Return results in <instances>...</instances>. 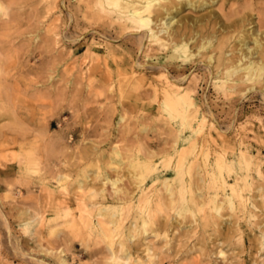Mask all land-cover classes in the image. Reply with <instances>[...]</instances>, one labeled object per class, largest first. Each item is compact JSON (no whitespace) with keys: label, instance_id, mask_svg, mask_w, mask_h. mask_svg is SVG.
I'll return each mask as SVG.
<instances>
[{"label":"rangeland","instance_id":"rangeland-1","mask_svg":"<svg viewBox=\"0 0 264 264\" xmlns=\"http://www.w3.org/2000/svg\"><path fill=\"white\" fill-rule=\"evenodd\" d=\"M5 3L14 17L1 31L10 76L0 115V264H264V85L228 95L207 67L211 53L216 68L219 40L230 60L241 57L244 27L218 24L215 52L182 75L203 108L200 126L199 117L166 112V68L143 66H166L164 57L146 54L117 24L85 18L78 0L50 15L42 0ZM244 7L253 46V32L264 34V0H219L195 14ZM195 143L247 159L208 170L207 181L203 167L192 169L200 188L185 191L184 151ZM222 174L232 184L243 178L236 193L216 189ZM169 177L175 194L163 185Z\"/></svg>","mask_w":264,"mask_h":264},{"label":"bare ground","instance_id":"bare-ground-1","mask_svg":"<svg viewBox=\"0 0 264 264\" xmlns=\"http://www.w3.org/2000/svg\"><path fill=\"white\" fill-rule=\"evenodd\" d=\"M42 1L48 2V6L46 9V14L48 15H50L49 14L50 11H52L54 8L59 7V5H61L60 2H62V0L61 1L42 0ZM218 1L219 0H78V9L80 12H82V15L85 18H89V17L104 18L105 21H107V23L117 24L118 27L120 28L121 36L126 37L127 35L128 36L131 35L132 37H134L135 43L138 45V48L139 46H141L146 54H150L154 50L158 51L159 55H157L158 53L157 54L155 53L154 55L158 56L159 60L164 57L166 66L163 65L162 63L156 65L155 64L149 65L150 63H147L144 64L143 66H150L151 68H162V70L166 68V85L164 86L163 89V94L166 98V112L172 113L178 110L181 111L186 117L189 116H195L196 118L199 117L201 119L200 121V126H201L202 122L204 124L205 121L204 120L205 115L204 116L202 115L203 108L201 107V105H199L197 101V97H198L197 93L193 92L192 86L184 85L185 77L182 78V75H186L188 71L191 69H196L195 67H193L195 65L191 67H188L187 65L194 60L197 61V58L201 56L202 52L206 50L209 51L210 49H212V47L215 46V41L218 40L215 39L217 37L215 31H217L216 26L218 24L219 26H223L224 31H226V29L231 26H235V27L242 26L244 28L243 30L242 28L239 29L238 34L243 33L245 35V38L241 43L242 46V49H240V51L242 50L241 57L235 63L232 59L231 61L228 57V52H227L228 47L226 50H224L226 41L223 40L217 41L216 48H218L217 52L219 50L220 55L216 57L217 58L216 68L213 65L214 55L211 53H210L211 55L209 54L208 56L209 61L207 67L210 70V73L213 76V78L216 80V85L218 86V88L221 89L225 94L230 95L231 93L238 91V88H240L243 84H249V86L245 91H249L253 89L256 84L262 83V85H264V42H263L264 34L262 32L260 33V31L257 32L255 30L253 32L254 38L252 40L254 41V45L253 46L248 45L247 39L250 36L252 37V34L249 33L248 31L249 29L248 30L245 29V22L246 21L250 22L247 19L250 18V15H248L245 12V9L247 10L248 7H244L243 9L234 8L233 10H231L230 13L227 12L228 14L224 13L223 10H222V14L216 11L215 12L211 11L209 13L200 14V15L195 14L196 12L198 13L200 10H203L204 8L206 9L208 6H211V4H214L215 2ZM6 3L5 0H0V115L2 116H5L9 111L7 107V95H6L7 93L6 83L9 78V77L7 78L8 75L7 70L9 69L8 68L9 65L8 67L5 65L7 64L6 62L7 58L5 57L7 55L6 54L7 52L4 50L2 44H4L3 39H5L4 37L6 36H4L3 35L4 32L1 31L5 27H7L9 18L14 17L12 11L9 9ZM257 10L259 13L258 15H260L262 12L261 8H258ZM67 12H69L70 18H79L78 15L76 13H73L71 9H69ZM218 18H239V19L233 21L231 24H227L222 22V20L218 21L217 20ZM201 26H203L204 28L209 26L212 28V30L209 31L207 30V28H205L206 30H203L204 28L201 29ZM234 29L236 31V28ZM4 34L6 35V32ZM241 36L242 35H239L238 37ZM224 39L226 38L224 37ZM153 45H157L158 47H155ZM216 48L212 50L213 53L215 52ZM164 49H166V54L162 55V51ZM196 49H197V53L195 52ZM257 52H259V54L261 55L259 57L256 56L257 58L253 57V54ZM229 54H231V52ZM138 63L141 64V62H137V64ZM140 64L138 65L140 66ZM212 65L215 68V70L210 69V66L212 67ZM141 67L142 66H140V68ZM160 70L161 69H159V71ZM175 73H177V76L174 75ZM163 76L160 78H163ZM193 87L194 90L197 89L196 85ZM262 90L264 93V87ZM188 138H190V136ZM243 151L244 150H240L239 153L233 151L229 152L225 148L221 147L220 149H217L214 151V153H212L211 148L209 146H206L205 144L199 147L196 146V143L187 146L185 148L184 155L188 156V158L186 159L184 171L186 172L185 174H190L191 178L182 179L183 180L182 189L191 191L193 186L195 190L200 188L199 185L200 179L196 178V176H195L196 179H193L192 177L193 175L191 172L192 169L195 170L197 168L199 170L201 167H203L202 170L200 171L204 172L203 177L207 181L208 180L207 175L209 173L208 170L210 171L211 169L214 168L221 170L220 168H224V167L233 170L234 169L233 165L239 159H243V160L247 159ZM116 153L119 154V151H116ZM192 159H194V161H191ZM179 177L181 178V176ZM174 179H175L174 177H169L167 182H166L167 180L166 178L164 180L163 185L165 186V188L167 187L170 194L172 193L175 194L172 191V187H173L172 185ZM240 179L243 178L236 176V178L234 179V183L232 184L227 180V177L222 174L218 177V179L215 182H212L217 184V186L213 184L212 187L215 186L216 189L218 190L219 189L223 190L227 188L231 190L232 193H236L237 192L236 187ZM145 191L146 190H143L144 194L147 192ZM118 196L120 198V195ZM169 196L170 195H167V197ZM191 197L188 198L190 199ZM189 199L188 201L190 202ZM191 200H192L191 202H193L194 200L193 197ZM128 201L127 203L133 200H130L129 202ZM170 201L172 202V200ZM174 202H172V204ZM99 221L97 222V224L99 223ZM90 222L91 221H89V223ZM100 222H102V220ZM89 223H87V225H89ZM98 225H100V223ZM102 225L100 226L102 227ZM198 250L200 251V248ZM194 260L195 258H193V262Z\"/></svg>","mask_w":264,"mask_h":264}]
</instances>
